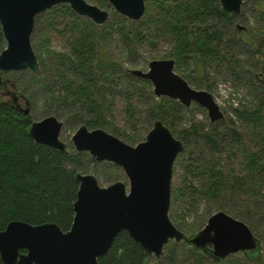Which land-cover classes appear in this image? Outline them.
Masks as SVG:
<instances>
[{
    "label": "trees",
    "instance_id": "1",
    "mask_svg": "<svg viewBox=\"0 0 264 264\" xmlns=\"http://www.w3.org/2000/svg\"><path fill=\"white\" fill-rule=\"evenodd\" d=\"M97 2L99 6L111 9L109 21L105 24L97 26L87 17L74 12L68 4H58L36 17L33 36L45 34L46 25L56 28L61 24L63 29L60 32L66 37V48L53 52L47 44H32L35 52L39 53L42 72L46 74L44 87L48 93L47 100L51 101L52 106L48 114L66 117L77 125L103 128L126 142L134 141L136 133L121 128L113 121L114 117L108 115L116 97L125 96L126 112L133 117L134 97L140 88L143 94L138 97L148 96L152 101L149 110L151 126L153 120L160 119L173 135L178 136L183 132L174 129L172 124L179 119L178 113L183 106L172 98H157L149 81L135 76L128 68L118 66L111 59L101 58L98 54L100 40H107L115 31H127L131 35L130 28L133 35L141 40L169 37L174 44L168 56L174 60V67L181 69L184 62L195 60L203 73L207 63H225L226 60L237 65V59L242 53L236 52L235 46H241L240 49L254 56L260 55L264 47L263 42L247 45L252 38L250 34L248 42L245 39L243 41L242 37L230 39L226 27L233 24L236 14L223 10L219 0H145L144 14L137 21L116 12L108 0ZM259 7L264 14V0H259ZM4 45L6 41L0 24V52L5 48ZM234 66L228 65L235 76ZM247 72L248 77L261 86L257 103L252 107H235L233 111L242 121L252 124L256 134V141L253 142L255 150L242 144L243 135L232 126L227 131H220L215 125L219 123H215L212 131L203 133L206 143L214 151L226 152L228 159L241 156V169L235 172L230 169L229 173L224 174L212 160L208 161L210 163L206 167L199 164L195 166L192 161H201V154L189 156L185 166L191 174L189 180L182 184L171 181L169 217L174 219V225L180 230L184 226L175 220L173 208L186 194L216 199L231 192L237 195L247 193L249 197L255 198L254 207L264 208V78L261 73L250 69ZM124 81L133 84L129 96L124 94L125 90H119ZM32 122L30 112L25 114L12 100L0 97V231L13 220L31 224L53 222L67 231L74 219L73 206L79 187L74 177L79 170L69 164H81L84 153L61 152L37 143L29 134ZM181 139L186 148L188 136H181ZM93 160L96 161L95 158ZM174 172L173 165L172 176ZM240 210V219L251 229L248 209ZM231 211L234 213L235 210ZM180 244L182 242L166 244L160 263L176 264L175 249L169 246ZM184 245L188 253L203 258L202 253ZM146 258L141 246L128 232L122 231L109 252L99 258V263L143 264ZM0 264H3L1 259Z\"/></svg>",
    "mask_w": 264,
    "mask_h": 264
},
{
    "label": "water",
    "instance_id": "2",
    "mask_svg": "<svg viewBox=\"0 0 264 264\" xmlns=\"http://www.w3.org/2000/svg\"><path fill=\"white\" fill-rule=\"evenodd\" d=\"M108 2L116 12L133 21L140 20L145 11V0ZM219 3L227 12L240 13L242 0ZM58 4H68L74 12L99 25L110 17L109 10L87 0H0V24L6 41L0 52V90L12 96L15 106L20 95L9 89L11 81L3 77V72H39L32 44L36 17ZM174 66L171 58L152 59L147 70L129 71L149 81L157 98H172L185 107L197 103L206 109L210 122L220 120L223 112L212 94L191 87ZM24 113H29V107ZM63 126L57 116L49 115L33 121L29 134L39 144L68 152L61 139ZM72 141L77 152H88L98 162L109 161L121 167L129 185L117 180L102 186L95 174L77 171L74 177L79 187L70 229L64 231L53 222L10 221L0 231L3 264H100L99 258L109 252L122 231L128 232L143 249L147 256L143 264H159L169 241L184 242L216 264L237 252L249 264H264L259 238L244 221L224 210L212 213L203 227L194 232L186 233L173 224L169 217L173 165L185 146L160 119L153 120L144 139L134 145L103 128H89L86 124L79 126Z\"/></svg>",
    "mask_w": 264,
    "mask_h": 264
},
{
    "label": "rangeland",
    "instance_id": "3",
    "mask_svg": "<svg viewBox=\"0 0 264 264\" xmlns=\"http://www.w3.org/2000/svg\"><path fill=\"white\" fill-rule=\"evenodd\" d=\"M87 1L99 5L97 0ZM102 8L109 10L111 13L109 7ZM107 21H109V19ZM96 25L99 26V24ZM221 25L224 26L223 24ZM226 26L227 24L225 27ZM238 26H241L242 29H239ZM44 29L45 34L43 35L35 36L34 34L33 36L32 34V42L34 45L37 44V42L47 44L48 48L53 52H58L66 48V37L60 32L63 29V25L59 24L56 28L46 25ZM226 29L231 40L242 37L243 41L245 39L246 42H248V35L250 34L252 38L246 43L247 45H252V43H254V45H259L261 42L264 44V14L260 10L259 0H242L240 13L233 17V24L228 25ZM130 32L131 35H128L127 31L123 33L115 31L112 35H109L107 40H100L98 54L101 58L111 59V61L118 66L128 69H140L142 71L147 70L148 62L152 59L170 58L168 55L174 44L171 38L163 37L152 39L149 37L141 40L138 36L133 35V30L131 28ZM5 46L6 45H4V47ZM240 48L241 46H235L234 49L236 52L242 53L240 54V58L237 59V65L235 66L226 60L225 63H207L206 70L203 73L195 64V60L189 59L181 65V69H176L174 67V70L180 74L191 87L195 89H204L212 94L214 100L223 112V117L218 121L210 122L206 109L197 103L192 102L188 107L183 106V109L178 113V116H180L179 119L174 121L172 126L177 131L183 132L179 136L177 134H174V136L182 140L181 136L186 135L188 136V142L186 148L183 150L184 153L180 155L181 152L179 154L180 156H177L179 159L176 158L177 160H175V172L172 176L173 182H177L178 184L181 182L182 184L184 181L189 180L191 174L189 175L185 166L188 164L189 156L196 157L198 154L202 155L201 161H196L195 163L191 159L195 166L199 164L201 167H206L208 163H210L208 161L212 160L213 164L224 174L229 173L230 169L234 172L241 169V156L228 159L226 152L214 151L211 149L210 145L206 143L203 133L212 131L215 125H217V129L220 131H227L229 126L236 128L243 135L242 144L248 145L250 149L255 150L253 142L256 141V134L252 124L238 118L234 114L233 108L252 107L256 105L257 97H259V90H261L259 87L261 86H259L256 80H251L248 77L247 69L256 73H261V77L264 78V47H262V51L258 56H254L246 52L245 49ZM38 54V51H36L37 58ZM38 61L40 62L39 58ZM226 62L229 67H235V76L229 70ZM44 71H47V69L44 68ZM45 76L46 74L42 72L41 64L38 73H34L30 69L3 72V77L11 81L8 84L9 89L20 95L19 99L22 100L23 108L29 107V112L33 121H38L48 116L49 114L47 111L52 107L50 104L51 101L47 100L48 93L44 87ZM129 84L128 81H124L122 88L120 87L119 89L120 91L125 90L124 94L127 96L130 95L131 92L129 90H131L133 86L131 83L129 87ZM136 93L134 97L135 107L133 117L129 116L126 112L127 104L125 96L116 97L112 105V110L108 111V115L111 118L114 117L113 121L116 122L117 125L126 129L128 132L132 133L134 131L136 133L134 141H127V143L132 145L143 140L145 134L151 128L149 110L152 107V101L148 96L138 97L139 94H143L140 88ZM0 97L10 100L12 98L10 94H3L2 92H0ZM58 118L64 123L61 139L67 144L68 152H77L72 141V136L79 128L80 124L77 125L74 121H70V119L67 120L66 117L58 116ZM81 153H84L80 160L81 164L70 163V167H76L82 173L95 174L102 186H108L117 180H122L127 186L129 185V179L121 167L109 161H94V157L88 152ZM235 193L232 194L231 192L226 194L225 197L219 196L216 199L212 197H192L186 194L176 205L174 204V218L178 222L183 223L184 227L181 228L183 231L190 233L203 227L207 218L219 209L240 219L241 215L239 213L242 212L240 209L247 208L249 218L251 216L249 222L251 230L260 240V259L264 262V208L254 207L256 202L255 198L252 196L249 197L247 193H240L239 195ZM231 210H235L234 213ZM171 220L175 224L172 217ZM169 247H174L175 249L174 258L176 264H212L207 258L188 253L183 242L178 246L170 245ZM220 264L249 263L241 253L237 252L228 255Z\"/></svg>",
    "mask_w": 264,
    "mask_h": 264
},
{
    "label": "flooded vegetation",
    "instance_id": "4",
    "mask_svg": "<svg viewBox=\"0 0 264 264\" xmlns=\"http://www.w3.org/2000/svg\"><path fill=\"white\" fill-rule=\"evenodd\" d=\"M0 92L4 93V89H1ZM17 107H18L20 110H22V111H24V109H26V108H23V103H22V100H21V99H18V100H17ZM173 224H174V223H173ZM169 242H174V241H169ZM169 242H168V243H169ZM168 243H167V244H168ZM174 243H180V242H174ZM183 243H184V242H183ZM184 244H185V243H184ZM239 253H241V252H239ZM162 254H163V252H162ZM162 254H161V256H162ZM232 254H233V253H232ZM161 256H160V258H161ZM226 257H227V256H226ZM226 257H225V258H226ZM160 258H159V260H158L159 264H161V263H160ZM203 258H207V259H209V260L211 261L212 264L214 263L210 257H204V256H203ZM225 258H224V259H225ZM224 259H223V260H224ZM223 260H222V261H223Z\"/></svg>",
    "mask_w": 264,
    "mask_h": 264
}]
</instances>
